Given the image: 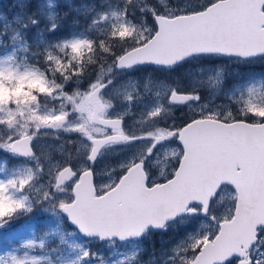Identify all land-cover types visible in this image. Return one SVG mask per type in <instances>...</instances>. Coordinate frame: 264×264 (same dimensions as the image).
<instances>
[{
  "label": "snow or ice",
  "instance_id": "1",
  "mask_svg": "<svg viewBox=\"0 0 264 264\" xmlns=\"http://www.w3.org/2000/svg\"><path fill=\"white\" fill-rule=\"evenodd\" d=\"M14 7L0 264H264V0Z\"/></svg>",
  "mask_w": 264,
  "mask_h": 264
},
{
  "label": "rangeland",
  "instance_id": "2",
  "mask_svg": "<svg viewBox=\"0 0 264 264\" xmlns=\"http://www.w3.org/2000/svg\"><path fill=\"white\" fill-rule=\"evenodd\" d=\"M70 3H72L75 6L80 5L81 3H92L94 0H69ZM15 0H0V13L6 14L7 16L11 17L14 12L16 11L15 7ZM67 10V9H65ZM81 23H83V19H81ZM252 71H255L257 73L264 71V65L257 64L254 69H251ZM179 114V113H178ZM37 215H40L37 213ZM157 242L159 241V237L156 238ZM147 246V245H146ZM151 249L149 248V252ZM149 259V255L145 254L143 256V260L147 262Z\"/></svg>",
  "mask_w": 264,
  "mask_h": 264
},
{
  "label": "flooded vegetation",
  "instance_id": "3",
  "mask_svg": "<svg viewBox=\"0 0 264 264\" xmlns=\"http://www.w3.org/2000/svg\"><path fill=\"white\" fill-rule=\"evenodd\" d=\"M179 115V114H178Z\"/></svg>",
  "mask_w": 264,
  "mask_h": 264
}]
</instances>
